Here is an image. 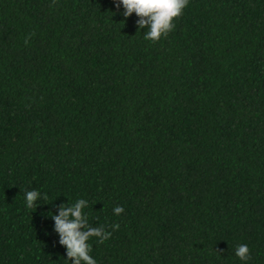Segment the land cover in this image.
<instances>
[{"label":"trees","instance_id":"obj_1","mask_svg":"<svg viewBox=\"0 0 264 264\" xmlns=\"http://www.w3.org/2000/svg\"><path fill=\"white\" fill-rule=\"evenodd\" d=\"M122 12L0 0V264H71L48 214L77 199L97 264H233V0L157 42ZM234 264H264V0H234Z\"/></svg>","mask_w":264,"mask_h":264},{"label":"clouds","instance_id":"obj_2","mask_svg":"<svg viewBox=\"0 0 264 264\" xmlns=\"http://www.w3.org/2000/svg\"><path fill=\"white\" fill-rule=\"evenodd\" d=\"M55 4V0H53ZM116 9L123 8L122 15L125 18L133 13L138 17L136 20L137 30L146 29L144 39L157 42L162 36L167 37L169 32L175 28L174 19L182 15L183 9L187 6L188 0H113ZM34 34V33H33ZM25 38V45L29 43L31 35ZM25 203L28 208H36L37 201L47 200L46 194L37 190L25 192ZM88 206L85 199H77L71 204L59 205L58 214L49 212L54 221V231L59 236V244L66 250V260L71 264H97V261L90 255V238H97V242L103 244L110 239L111 232L103 225L92 227L84 209ZM123 207L117 206L113 209L115 215H120ZM113 231L119 230V224L111 225ZM235 255L247 262L251 259L250 249L246 244L236 246Z\"/></svg>","mask_w":264,"mask_h":264}]
</instances>
